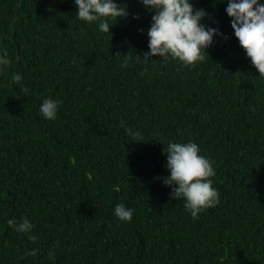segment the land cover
Here are the masks:
<instances>
[{
  "label": "trees",
  "instance_id": "obj_1",
  "mask_svg": "<svg viewBox=\"0 0 264 264\" xmlns=\"http://www.w3.org/2000/svg\"><path fill=\"white\" fill-rule=\"evenodd\" d=\"M118 2L129 14L101 33L74 0H0V264H264V77L226 2L191 0L230 37L193 67L145 62L152 14ZM49 97L55 120L39 112ZM189 140L219 193L196 219L163 184L168 142ZM22 217L28 233L7 224Z\"/></svg>",
  "mask_w": 264,
  "mask_h": 264
},
{
  "label": "clouds",
  "instance_id": "obj_2",
  "mask_svg": "<svg viewBox=\"0 0 264 264\" xmlns=\"http://www.w3.org/2000/svg\"><path fill=\"white\" fill-rule=\"evenodd\" d=\"M220 2H226L225 11L231 18L234 36L259 76L264 77V0ZM140 3L152 14L147 30L149 50L140 55L145 62L158 56L164 62L178 60L186 67H193L205 60L204 53L208 54L207 49L216 36L230 38L219 29L202 23L210 14L204 8L194 7L191 0H140ZM74 4L78 8L75 13L77 19L88 24L95 23L101 33H110V28L118 19L129 14L126 6H122L124 4L118 0H74ZM131 59L128 53L125 54L121 67H127ZM9 64L7 50H0V72L5 71ZM12 79L22 92L28 93L19 72L14 73ZM60 103L58 99L46 98L40 104L39 112L43 118L55 120ZM164 152L169 174L163 177V184L170 188L172 199L184 201V210L192 218H198L199 213L219 203V193L213 187L212 180L215 169L209 159L201 155L196 142L170 141ZM113 213L123 222H130L133 218V210L122 203L115 205ZM7 224L17 233H28L32 229V223L26 217L9 219Z\"/></svg>",
  "mask_w": 264,
  "mask_h": 264
}]
</instances>
